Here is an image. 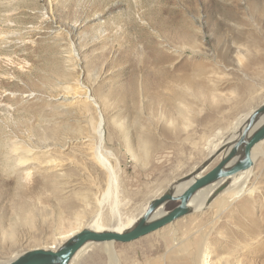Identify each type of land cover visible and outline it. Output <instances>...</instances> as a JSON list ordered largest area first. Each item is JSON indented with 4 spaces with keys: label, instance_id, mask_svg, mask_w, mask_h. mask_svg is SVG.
I'll return each mask as SVG.
<instances>
[{
    "label": "rangeland",
    "instance_id": "374dc122",
    "mask_svg": "<svg viewBox=\"0 0 264 264\" xmlns=\"http://www.w3.org/2000/svg\"><path fill=\"white\" fill-rule=\"evenodd\" d=\"M262 102L264 0H0V261L92 223L107 174L88 144L116 181L99 226L125 228ZM253 157L249 193L75 264H193L201 244L264 264V141Z\"/></svg>",
    "mask_w": 264,
    "mask_h": 264
},
{
    "label": "water",
    "instance_id": "95a60500",
    "mask_svg": "<svg viewBox=\"0 0 264 264\" xmlns=\"http://www.w3.org/2000/svg\"><path fill=\"white\" fill-rule=\"evenodd\" d=\"M262 141H264V102L252 109L247 119L237 131H234L233 137L226 139L212 151L200 166L172 185L171 189L150 199L145 211L129 229L117 232L83 228L56 248L26 250L8 264H69L76 252L87 243L109 241L128 243L150 234L193 213L195 211L193 205L198 200V194L205 188L219 182L205 201L209 203L226 187L229 179L250 169L253 166L252 150ZM216 158H218L217 163L207 169ZM171 200H177L179 203L172 209L165 210V204ZM158 210L162 212L157 213Z\"/></svg>",
    "mask_w": 264,
    "mask_h": 264
},
{
    "label": "bare ground",
    "instance_id": "6f19581e",
    "mask_svg": "<svg viewBox=\"0 0 264 264\" xmlns=\"http://www.w3.org/2000/svg\"><path fill=\"white\" fill-rule=\"evenodd\" d=\"M259 18V17H258ZM252 111V110H251ZM250 112H248L246 115L240 117L241 119H239V121L236 122V124L232 127L230 133H227L226 136H224L222 138L221 141H218L214 144H212V148L210 150V152L212 153V151H214L219 145H221L226 139H231L233 137V133L234 131H237V129L242 125V123L247 119L248 115ZM262 143V142H260ZM258 143V144H260ZM95 147H92V144H88L87 145V149H86V155L89 156L90 159L95 160V162L98 163V165L101 167V169H103L106 174H107V184H106V190L104 191V193L102 194L101 198L99 199L98 205H99V212L95 215L96 217L94 218V220L92 221V223H88L86 225V227L84 228H90L93 230H97V231H124L129 229L130 227H132L135 223V221L138 219V217L145 211L147 204L144 206V208L142 209V212L140 213V215L133 220L127 227L125 228H101V226H99V219H102V212H101V206L104 203V201L106 200V198L111 199L112 195H114L115 193V182H114V174L112 172L113 169H111L110 164L108 163V160L106 159V156L103 154L105 153L103 151L102 148V143L101 141H96L95 143ZM257 144V145H258ZM256 145V146H257ZM254 146V148L256 147ZM253 148V149H254ZM252 159H253V164H254V157H253V150H252ZM52 161V160H51ZM49 162V161H48ZM61 162V161H60ZM47 163V162H46ZM59 164V163H58ZM253 167V166H252ZM252 167L246 171L240 172L238 174H236V176H233L231 179H229V181L227 182L226 187L223 189L222 193H224L222 200L218 202V205L220 206L224 201H232L238 197H240L242 194H244V192L247 191V193H249L248 191H250V188L246 189L245 187V183L246 181L249 179L250 175H251V170ZM221 183V181H220ZM219 184V182H217L214 186H211L212 188H210V191L205 194L204 196H202L201 198H198V200L196 201V203L193 205V208L195 210V212L200 211L202 209H204L206 206H208L210 204L209 203H205L206 199L209 197V195L212 193V191L215 189L214 187H216ZM162 194V193H161ZM160 194V195H161ZM204 194V193H203ZM218 194H216L217 196ZM159 196V195H158ZM216 196L214 197L216 199ZM218 197V196H217ZM213 198V199H214ZM220 199V198H219ZM115 201H113V203H110V211L112 212V216L116 215V206H114ZM162 212L161 210H158L157 213ZM75 230H71L70 232L66 233L63 237H68L69 235H73ZM79 231V230H78ZM74 232V233H72ZM72 233V234H70ZM69 236V237H70ZM66 240V239H65ZM205 240V238H204ZM203 240V241H204ZM64 240L61 241V243H63ZM60 242L57 243V247L61 244ZM106 244L104 247L106 249V252L109 253L110 256H112V252H111V248H110V243H113L111 241L109 242H92V243H87L85 244L82 248H80L76 254L73 256V258L71 259L69 264H75L79 259H83L86 252H88V250L90 249V247L93 244ZM204 243V242H203ZM200 244V243H199ZM56 248V247H54ZM194 252L190 255V257L192 258L191 261L193 262V264H211L208 261V251L206 250V248H204L203 244L199 245L198 249L196 250V254L193 256ZM195 256H199V260L197 261L196 259L194 260ZM15 258V257H14ZM14 258L7 260V261H0V264H8L11 260H13ZM197 258V257H196ZM111 260L114 261V264H116L115 262V257H110ZM112 263V262H111Z\"/></svg>",
    "mask_w": 264,
    "mask_h": 264
},
{
    "label": "crops",
    "instance_id": "0c3cea01",
    "mask_svg": "<svg viewBox=\"0 0 264 264\" xmlns=\"http://www.w3.org/2000/svg\"><path fill=\"white\" fill-rule=\"evenodd\" d=\"M225 135V134H224ZM226 135H227V133H226Z\"/></svg>",
    "mask_w": 264,
    "mask_h": 264
}]
</instances>
